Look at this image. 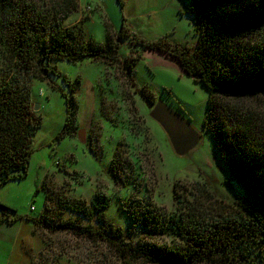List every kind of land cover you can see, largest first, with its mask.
Here are the masks:
<instances>
[{"label":"rangeland","instance_id":"obj_1","mask_svg":"<svg viewBox=\"0 0 264 264\" xmlns=\"http://www.w3.org/2000/svg\"><path fill=\"white\" fill-rule=\"evenodd\" d=\"M78 3V10L65 24L80 25L83 38L97 44H105L109 27L116 33L112 42L114 47L118 43L121 57L114 63L91 57L59 59L56 74L32 82L31 97L40 105L42 122L32 141L27 176L0 188V203L16 211H7L10 217L19 218L11 226L22 230L16 245V236L0 226V264H56V258L60 264L100 263L99 249L78 247L66 232L38 231L26 219L42 213L56 222L75 217L60 201L73 205L82 199L90 204L95 193L103 191L110 197L103 215L106 223L126 234L133 225L127 211L151 201L163 216L175 208L174 191L185 199L183 209L190 206L191 211L208 206L216 211L233 210L236 206L228 205L242 198L206 129V87L165 56L142 54L132 67L136 51H144L143 39L164 38L183 46L196 43L189 0ZM67 98L73 99L75 110L68 128ZM159 101L196 131L197 139L186 152L175 149L166 129L151 115ZM198 184L209 192L202 193ZM95 221L93 217L89 222Z\"/></svg>","mask_w":264,"mask_h":264},{"label":"trees","instance_id":"obj_2","mask_svg":"<svg viewBox=\"0 0 264 264\" xmlns=\"http://www.w3.org/2000/svg\"><path fill=\"white\" fill-rule=\"evenodd\" d=\"M189 3L198 35L193 46L164 38L143 39L141 45L173 56L206 87V129L242 198L228 205H235L233 210L208 206L191 211L190 206L183 209L185 199L174 191L175 208L163 216L151 201L127 211L133 225L126 234L106 223L110 197L103 191L90 204L60 201L76 214L62 222L43 213L26 217L38 231L66 232L78 247L99 249V264H264V0ZM78 7V0H0V188L28 173L32 141L42 122L31 97L34 79L51 78L59 59L114 63L120 56L108 25L105 44H97L83 38L80 25L65 24ZM141 55L136 51L132 67ZM73 103L67 98V128ZM198 185L202 193L209 192ZM0 208V222L19 219L7 214L16 212L11 207L0 203ZM93 217L96 221L89 222Z\"/></svg>","mask_w":264,"mask_h":264},{"label":"water","instance_id":"obj_3","mask_svg":"<svg viewBox=\"0 0 264 264\" xmlns=\"http://www.w3.org/2000/svg\"><path fill=\"white\" fill-rule=\"evenodd\" d=\"M39 108V104L34 106L35 110ZM151 115L166 129L175 149L179 153L186 152L197 139V133L190 122L169 108L164 102H157L151 111ZM78 134L81 139H85L83 130H79Z\"/></svg>","mask_w":264,"mask_h":264},{"label":"crops","instance_id":"obj_4","mask_svg":"<svg viewBox=\"0 0 264 264\" xmlns=\"http://www.w3.org/2000/svg\"><path fill=\"white\" fill-rule=\"evenodd\" d=\"M107 1V0H106ZM82 9V8H81ZM115 33V32H114ZM144 49V51L142 52V51H140L144 56L145 55H149V54H153V55H157V56H165V57H167V58H170V59H172V60H174V61H176L178 64H179V66L182 68V66H181V64L179 63V61H177V59H175L173 56H171V55H167V54H165V53H162V52H160V51H158V50H153V49H147V48H143ZM133 50V49H132ZM142 56V55H141ZM141 58V57H140ZM139 60V59H138ZM136 64V63H135ZM183 69V68H182ZM0 217H1V214H0ZM10 218H12V217H10ZM15 221H17V220H15ZM15 221H11V222H8V221H4L3 223H1L0 222V226L3 228V230L5 231V232H9V233H11V234H14V236H16V238H17V241H16V245H17V243L19 242V237H20V234L22 233V230L21 229H19L17 226H11V225H14V222ZM16 248V247H15ZM13 256H14V253H13ZM32 263V262H31Z\"/></svg>","mask_w":264,"mask_h":264}]
</instances>
